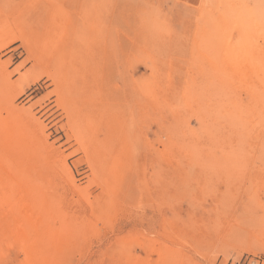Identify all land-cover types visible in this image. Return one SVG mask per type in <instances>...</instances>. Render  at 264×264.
Instances as JSON below:
<instances>
[{
  "label": "rangeland",
  "instance_id": "rangeland-1",
  "mask_svg": "<svg viewBox=\"0 0 264 264\" xmlns=\"http://www.w3.org/2000/svg\"><path fill=\"white\" fill-rule=\"evenodd\" d=\"M0 264H264V0H0Z\"/></svg>",
  "mask_w": 264,
  "mask_h": 264
},
{
  "label": "bare ground",
  "instance_id": "bare-ground-1",
  "mask_svg": "<svg viewBox=\"0 0 264 264\" xmlns=\"http://www.w3.org/2000/svg\"><path fill=\"white\" fill-rule=\"evenodd\" d=\"M137 195V193H135ZM35 200V199H34ZM6 237V236H5ZM33 250V249H32ZM31 252V251H30Z\"/></svg>",
  "mask_w": 264,
  "mask_h": 264
}]
</instances>
